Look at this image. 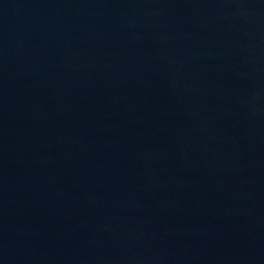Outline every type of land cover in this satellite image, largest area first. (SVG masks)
<instances>
[{"label": "water", "instance_id": "95a60500", "mask_svg": "<svg viewBox=\"0 0 264 264\" xmlns=\"http://www.w3.org/2000/svg\"><path fill=\"white\" fill-rule=\"evenodd\" d=\"M0 264H264V0H0Z\"/></svg>", "mask_w": 264, "mask_h": 264}]
</instances>
